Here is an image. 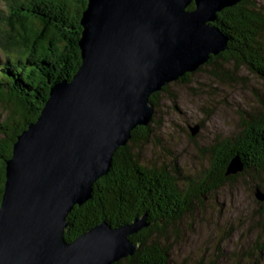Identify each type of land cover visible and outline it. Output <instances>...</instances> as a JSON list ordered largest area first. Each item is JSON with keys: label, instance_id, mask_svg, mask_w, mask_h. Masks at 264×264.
Instances as JSON below:
<instances>
[{"label": "water", "instance_id": "obj_1", "mask_svg": "<svg viewBox=\"0 0 264 264\" xmlns=\"http://www.w3.org/2000/svg\"><path fill=\"white\" fill-rule=\"evenodd\" d=\"M242 1L88 0L77 71L50 88L5 162L0 264H114L136 252L128 238L148 226L145 217L102 221L68 242L67 216L91 200L132 130L154 119L149 97L229 50L214 24ZM242 171L235 157L226 175ZM255 197L264 202V193Z\"/></svg>", "mask_w": 264, "mask_h": 264}, {"label": "trees", "instance_id": "obj_2", "mask_svg": "<svg viewBox=\"0 0 264 264\" xmlns=\"http://www.w3.org/2000/svg\"><path fill=\"white\" fill-rule=\"evenodd\" d=\"M87 2L4 1L5 29L0 37V200L5 162L11 157L17 137L36 121L50 88L69 81L81 63L78 41ZM193 8L191 4L187 10ZM214 25L229 38V50L212 56L204 66H215L219 60L234 62L264 83V5L244 0L220 11ZM191 75L177 82L188 83ZM166 89L149 97L155 115ZM259 97L258 106L243 115L238 128L205 151L206 164L193 173L165 164L145 165L133 147L148 144L153 133L151 124L156 121L133 129L128 144L114 153L109 173L94 183L91 200L74 207L67 216L65 239L70 242L102 221L117 227L145 217L148 226L128 238L137 245L136 252L114 264H187L185 260L174 261L166 243L171 235L177 237L182 222L200 210L207 197L233 186L243 175L252 177L254 192L264 193V182L259 181L264 175V99ZM235 157L243 164V171L226 175ZM257 203L264 208V202ZM257 253L260 255L255 256L254 264H264V244L257 247Z\"/></svg>", "mask_w": 264, "mask_h": 264}, {"label": "rangeland", "instance_id": "obj_3", "mask_svg": "<svg viewBox=\"0 0 264 264\" xmlns=\"http://www.w3.org/2000/svg\"><path fill=\"white\" fill-rule=\"evenodd\" d=\"M4 1L0 0V37L5 29ZM255 2L264 5V0ZM201 68L188 83L171 82L162 92L150 141L133 147L145 165L195 172L206 164L205 151L238 128L243 115L258 106L259 96L264 99V83L234 62L219 60ZM221 73L229 76L218 77ZM251 178L243 175L233 186L207 197L204 206L182 222L177 237L171 235L166 243L174 261L254 264L260 255L257 247L264 244V208L257 203ZM259 181L264 182V175Z\"/></svg>", "mask_w": 264, "mask_h": 264}, {"label": "flooded vegetation", "instance_id": "obj_4", "mask_svg": "<svg viewBox=\"0 0 264 264\" xmlns=\"http://www.w3.org/2000/svg\"><path fill=\"white\" fill-rule=\"evenodd\" d=\"M227 9V8H226Z\"/></svg>", "mask_w": 264, "mask_h": 264}]
</instances>
